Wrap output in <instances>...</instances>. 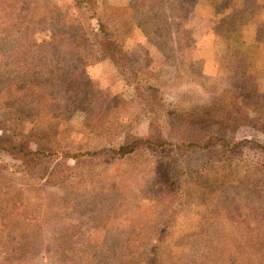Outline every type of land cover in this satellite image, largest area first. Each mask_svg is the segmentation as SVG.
I'll return each instance as SVG.
<instances>
[{
    "label": "rangeland",
    "instance_id": "374dc122",
    "mask_svg": "<svg viewBox=\"0 0 264 264\" xmlns=\"http://www.w3.org/2000/svg\"><path fill=\"white\" fill-rule=\"evenodd\" d=\"M258 1L0 0V264H264Z\"/></svg>",
    "mask_w": 264,
    "mask_h": 264
},
{
    "label": "trees",
    "instance_id": "16d2710c",
    "mask_svg": "<svg viewBox=\"0 0 264 264\" xmlns=\"http://www.w3.org/2000/svg\"><path fill=\"white\" fill-rule=\"evenodd\" d=\"M246 2H249L250 4H251V2L252 1H254V0H245ZM245 1L244 0H242V3H243V10L244 11H246L247 12V10L249 11V12H251V9H250V7H249V5H246V7H245ZM256 1H258V0H256ZM90 2H91V0H90ZM258 3H260L259 5H258V8H260V10H263L264 9V0H262V1H258ZM218 14V13H217ZM257 14L256 13H253V17H255ZM254 19V18H253ZM261 27H263V26H261ZM105 36V35H104ZM103 40H105V37L104 38H102V41ZM113 41H115V40H113ZM104 43H106V42H104ZM231 110V109H230ZM209 112L210 114L212 113V112H215L216 114L217 113H219L220 112V110H218V108L217 107H214V106H208V107H206V108H203V109H200V112ZM245 121H247V120H245ZM209 143H210V141H209ZM167 177L169 178V180H170V183H171V185H173L174 187H179V183H180V181L177 179V178H174V177H170V176H168L167 175ZM178 181H179V183H178ZM178 183V184H177Z\"/></svg>",
    "mask_w": 264,
    "mask_h": 264
}]
</instances>
